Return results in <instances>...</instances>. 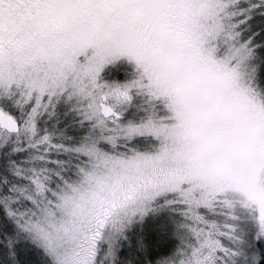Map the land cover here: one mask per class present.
I'll return each mask as SVG.
<instances>
[{"label":"snow or ice","instance_id":"snow-or-ice-1","mask_svg":"<svg viewBox=\"0 0 264 264\" xmlns=\"http://www.w3.org/2000/svg\"><path fill=\"white\" fill-rule=\"evenodd\" d=\"M0 264H264V0H0Z\"/></svg>","mask_w":264,"mask_h":264}]
</instances>
